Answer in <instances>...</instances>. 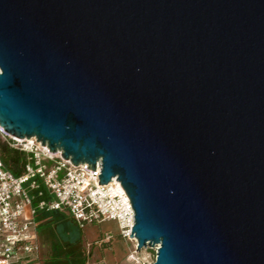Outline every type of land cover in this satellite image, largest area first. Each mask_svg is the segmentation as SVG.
<instances>
[{
	"label": "water",
	"instance_id": "water-1",
	"mask_svg": "<svg viewBox=\"0 0 264 264\" xmlns=\"http://www.w3.org/2000/svg\"><path fill=\"white\" fill-rule=\"evenodd\" d=\"M0 125L100 163L153 264H264V0H0Z\"/></svg>",
	"mask_w": 264,
	"mask_h": 264
},
{
	"label": "built area",
	"instance_id": "built-area-1",
	"mask_svg": "<svg viewBox=\"0 0 264 264\" xmlns=\"http://www.w3.org/2000/svg\"><path fill=\"white\" fill-rule=\"evenodd\" d=\"M2 144L23 154L20 174L2 160ZM100 175V163L95 171L87 164L76 166L36 138L13 137L0 125V264H26L39 256L37 219L52 211L67 213L82 229L88 224L116 223L119 237L134 244L130 258L135 264H153L154 260L139 255L137 240L130 237L135 212L125 189L116 178L100 184ZM113 237L107 234L103 240L108 243Z\"/></svg>",
	"mask_w": 264,
	"mask_h": 264
},
{
	"label": "trees",
	"instance_id": "trees-1",
	"mask_svg": "<svg viewBox=\"0 0 264 264\" xmlns=\"http://www.w3.org/2000/svg\"><path fill=\"white\" fill-rule=\"evenodd\" d=\"M1 157L6 166L15 174H20L24 164L22 153L6 144L1 146ZM39 230H48L53 238V256L50 264H83V250H75L74 246L80 241L79 225L65 212H44L38 216ZM67 253L70 254L66 255ZM156 257V256H155Z\"/></svg>",
	"mask_w": 264,
	"mask_h": 264
},
{
	"label": "crops",
	"instance_id": "crops-1",
	"mask_svg": "<svg viewBox=\"0 0 264 264\" xmlns=\"http://www.w3.org/2000/svg\"><path fill=\"white\" fill-rule=\"evenodd\" d=\"M108 222V221H105ZM103 223V222H102ZM114 223V222H112ZM97 224V223H96ZM116 225V223H115ZM117 226V225H116ZM82 229V228H81ZM42 232L39 230V241H40V253L37 258H30L26 264H50L53 256L52 244L51 252L45 254L43 251L42 242ZM107 234H112L113 236L119 237L118 227L116 233L107 231L106 233H101L99 239L94 243L92 251L85 253V261L83 264H128L126 261V251L121 239L112 240L111 242H104V237ZM127 243V242H125Z\"/></svg>",
	"mask_w": 264,
	"mask_h": 264
},
{
	"label": "rangeland",
	"instance_id": "rangeland-1",
	"mask_svg": "<svg viewBox=\"0 0 264 264\" xmlns=\"http://www.w3.org/2000/svg\"><path fill=\"white\" fill-rule=\"evenodd\" d=\"M42 242H43V251L45 254H48L51 252V244L53 241V238L51 236V233L48 230H42ZM107 231H111L113 233H116L117 226L115 223L112 222H103V223H97V224H88L83 229H80V235L81 239L80 241L74 246L75 250L81 249L83 250V253H88L93 249L94 243L99 239L101 233H106ZM121 239L120 237L114 236L112 240ZM111 240V241H112ZM123 245L126 251V261L128 264H135L134 260L130 258L131 251L134 249L133 243H125L123 239ZM157 248L147 249L143 250L141 254H139L141 257L150 258V260L155 261L156 256V250ZM53 251V249H52ZM68 257L70 256L69 253H67Z\"/></svg>",
	"mask_w": 264,
	"mask_h": 264
}]
</instances>
